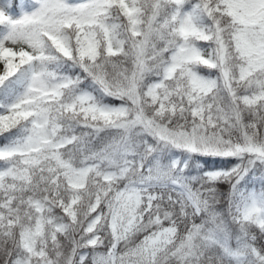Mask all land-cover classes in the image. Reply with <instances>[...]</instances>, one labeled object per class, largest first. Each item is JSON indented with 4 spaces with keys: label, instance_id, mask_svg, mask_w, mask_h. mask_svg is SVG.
I'll return each mask as SVG.
<instances>
[{
    "label": "snow or ice",
    "instance_id": "1",
    "mask_svg": "<svg viewBox=\"0 0 264 264\" xmlns=\"http://www.w3.org/2000/svg\"><path fill=\"white\" fill-rule=\"evenodd\" d=\"M0 264H264V0H0Z\"/></svg>",
    "mask_w": 264,
    "mask_h": 264
}]
</instances>
